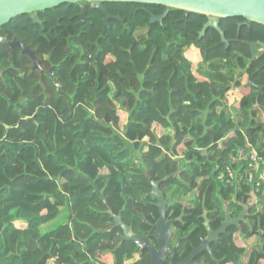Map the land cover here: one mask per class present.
Here are the masks:
<instances>
[{"label": "trees", "instance_id": "trees-1", "mask_svg": "<svg viewBox=\"0 0 264 264\" xmlns=\"http://www.w3.org/2000/svg\"><path fill=\"white\" fill-rule=\"evenodd\" d=\"M101 5L119 20L105 25L101 11L76 3L39 12L41 25L23 15L0 27L50 74L0 45V264H149L146 251L133 263L139 247L120 244L108 210L152 234L150 181L160 182L174 239L194 225L195 244L207 235L204 213L216 230L225 207L237 217L255 200L210 250L219 264H241L238 235L259 245L247 264L264 259V181L246 183L250 154L264 151V55L246 43L264 42V26L220 19L223 44L211 28L199 38L202 15L170 10L150 24L164 7ZM188 51L198 54L194 69ZM242 80L252 85L231 107ZM226 169L233 178L220 180Z\"/></svg>", "mask_w": 264, "mask_h": 264}, {"label": "water", "instance_id": "water-1", "mask_svg": "<svg viewBox=\"0 0 264 264\" xmlns=\"http://www.w3.org/2000/svg\"><path fill=\"white\" fill-rule=\"evenodd\" d=\"M76 3H86L90 4L92 9L101 11L105 18L104 24L107 25L109 20H119L118 17L110 16L105 8L101 5L102 3H130L137 5H154L162 6L165 8L164 12L155 16L150 14L149 23H162V20L166 17L170 10H180L185 12V16L188 13H194L206 17V22L203 24L201 30L198 32L199 38L205 34L208 28L214 29L220 36L221 43L227 44L222 31L219 28L220 19H230L238 18L243 19L245 22L254 23L257 25L264 26V0H0V27L6 25L12 19L23 16L31 15V20L34 24L41 25L38 13L46 10L56 8L63 4H76ZM81 12L79 14L80 25L85 23V9L80 8ZM241 24L237 26L239 30ZM0 45L9 46L10 48H17L22 54L28 55L32 61V70H38L42 74L50 76L48 71H43L40 67L39 61L33 55V53L24 46L18 40L8 41L7 36H0ZM247 46L253 50L254 47H258L260 50V56L264 55V43H246ZM257 57L252 54L250 63ZM249 80L242 85L240 88L236 89L238 91L243 88L251 86ZM264 86H258L257 88L261 90ZM145 177L150 181L148 177V172L145 171ZM151 190L150 196L156 200L155 206L158 209L159 218L157 222L153 225V233L145 237H140L135 234L131 228H128L121 222L119 216L112 214L108 210L109 216L113 220V227L121 230L122 238L120 244L123 242H133L138 245L139 251L135 255V261H138L140 254L143 252H148L149 264H164L166 259L169 260V264H176L174 261V252L176 246L168 251L167 244L171 237V221L166 220L165 207L166 200L159 189L160 182L150 181ZM249 206L243 205L242 212L236 218H232L230 213L227 212V208H224L225 219L220 224L216 231H211L209 228V222L206 219V214L202 215L204 219V226L208 231V237L203 240L199 248L194 249L191 255L179 264H190L191 257H194L203 250H209L208 244L212 241L218 239V237L225 233L226 229L230 226L239 227L240 223L245 221L248 215L247 210ZM154 243H153V242Z\"/></svg>", "mask_w": 264, "mask_h": 264}, {"label": "flooded vegetation", "instance_id": "flooded-vegetation-1", "mask_svg": "<svg viewBox=\"0 0 264 264\" xmlns=\"http://www.w3.org/2000/svg\"><path fill=\"white\" fill-rule=\"evenodd\" d=\"M238 25L241 24L240 28L241 27H244V26H247V27H250L249 23L248 22H245V21H240L237 23ZM239 28V29H240ZM253 43H264V42H253ZM254 48H257V52H258V55H260V50L258 47H254ZM253 48V49H254ZM49 72V71H48ZM244 85V84H242ZM248 88V87H247ZM247 88H243L242 90H240L239 92H242V94H244V92L247 90ZM262 90V89H261ZM255 205V200L252 199V201H250V203L248 204L249 207ZM243 206V205H242ZM240 215V214H239ZM238 215V216H239ZM237 216V217H238ZM232 218H236V217H232ZM247 218V216H246ZM245 218V219H246ZM182 219V215L180 217L177 218V221H181ZM167 221H171L173 223L172 220H167ZM243 223V222H242ZM241 224V223H240ZM204 226V225H203ZM171 227H172V224H171ZM205 227V226H204ZM210 228V227H209ZM238 229H240V225L239 227H237ZM206 229V228H205ZM218 229V228H217ZM216 229V230H217ZM211 231H216V230H212L210 229ZM195 232V226L193 225L192 226V231L191 229L187 230L185 233L183 234H179V236L175 237L174 239V233L171 229V237H170V241L169 243L167 244V247H168V251H171L175 246H176V249H175V252H174V261L176 262V264H179L181 263L182 261H184L186 258H188L192 251L194 249H197L199 248V246L201 245L202 241L203 240H206V238L208 237V231L206 229V232H207V235L204 237V238H200V243L199 244H195V239H196V236L194 234ZM226 232V231H225ZM219 238V237H218ZM237 238H241L239 237L238 235L235 236V239ZM254 238V237H253ZM242 239V238H241ZM252 238L248 239V240H243L244 242H249V240H251ZM216 241V240H215ZM236 241V240H235ZM214 242V241H212ZM210 242L208 244V248L209 250H203L201 251L200 253H198L197 255H195L194 257H191L190 259V264H219V262L212 256V253H211V250H210V245L211 243ZM252 245L249 249H247V247L245 248L246 250V253H247V256L244 257L243 259V262L241 264H247V259L248 257L250 256V254L256 250V251H259V245H256L257 243L255 241H252ZM238 245V244H237ZM136 261H134L133 263H135ZM169 260L166 259L164 261V264H169ZM252 264H264V259H259L258 261L254 260L252 262Z\"/></svg>", "mask_w": 264, "mask_h": 264}, {"label": "built area", "instance_id": "built-area-1", "mask_svg": "<svg viewBox=\"0 0 264 264\" xmlns=\"http://www.w3.org/2000/svg\"><path fill=\"white\" fill-rule=\"evenodd\" d=\"M250 171L246 176V183L252 188H257L259 183L264 181V151H252L250 154ZM224 178L232 179L233 173L226 169V171L220 174L219 179Z\"/></svg>", "mask_w": 264, "mask_h": 264}, {"label": "rangeland", "instance_id": "rangeland-1", "mask_svg": "<svg viewBox=\"0 0 264 264\" xmlns=\"http://www.w3.org/2000/svg\"><path fill=\"white\" fill-rule=\"evenodd\" d=\"M186 58L193 63V69H194L196 62L199 59L198 54L195 51H192V52L188 51L186 54ZM193 76H194V74H193ZM242 84H245L244 80H242ZM234 91H231L230 94L228 95V104H230L229 106H231V107L235 106L236 102L239 100L238 96L243 95L242 92L234 93ZM119 116H120V129L123 130L125 128V126L127 125L128 115L126 113H121ZM155 132L158 135L161 134V130L159 128H155ZM15 187H18V185H16ZM66 216H67V214L64 213L63 216L58 219V221H65ZM17 225L20 226L19 224H17ZM235 240H236V243L238 244L239 247H242V248L247 247V249H249L251 246H253L252 242H244L241 238H238ZM108 262H110L109 259H108Z\"/></svg>", "mask_w": 264, "mask_h": 264}, {"label": "crops", "instance_id": "crops-1", "mask_svg": "<svg viewBox=\"0 0 264 264\" xmlns=\"http://www.w3.org/2000/svg\"><path fill=\"white\" fill-rule=\"evenodd\" d=\"M238 92H239L238 90H235V91H234V93H238ZM240 96H241V95H240ZM240 96H238V97L240 98ZM238 97H237V98H238ZM229 105H230V104H229ZM121 113H124V112H120V114H121ZM120 114H119V115H120ZM237 239H238V238H237ZM48 264H53V262L51 261V262H49Z\"/></svg>", "mask_w": 264, "mask_h": 264}]
</instances>
